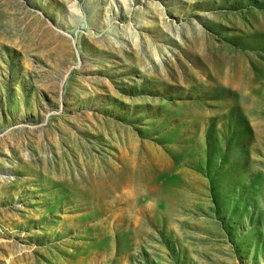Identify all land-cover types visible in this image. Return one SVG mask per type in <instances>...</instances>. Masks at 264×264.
Masks as SVG:
<instances>
[{
    "label": "rangeland",
    "instance_id": "374dc122",
    "mask_svg": "<svg viewBox=\"0 0 264 264\" xmlns=\"http://www.w3.org/2000/svg\"><path fill=\"white\" fill-rule=\"evenodd\" d=\"M0 264H264V0H0Z\"/></svg>",
    "mask_w": 264,
    "mask_h": 264
}]
</instances>
